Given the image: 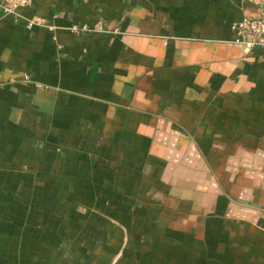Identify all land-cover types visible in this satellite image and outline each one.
I'll return each mask as SVG.
<instances>
[{"label": "crops", "instance_id": "obj_1", "mask_svg": "<svg viewBox=\"0 0 264 264\" xmlns=\"http://www.w3.org/2000/svg\"><path fill=\"white\" fill-rule=\"evenodd\" d=\"M263 3L0 10V264H264Z\"/></svg>", "mask_w": 264, "mask_h": 264}, {"label": "built area", "instance_id": "obj_2", "mask_svg": "<svg viewBox=\"0 0 264 264\" xmlns=\"http://www.w3.org/2000/svg\"><path fill=\"white\" fill-rule=\"evenodd\" d=\"M32 2L33 0H10L7 3L0 2V10L3 15H12L17 19L20 18L18 11L30 7ZM259 13V18L244 17L230 25V30L233 33L232 44L248 51L253 48L264 50V3L260 6ZM42 25V22L39 20H25V27L27 29ZM86 30V28L82 29V31ZM94 31L97 30L95 29Z\"/></svg>", "mask_w": 264, "mask_h": 264}]
</instances>
